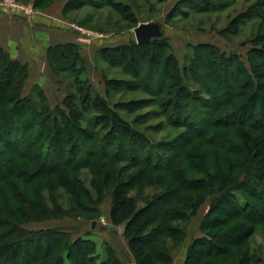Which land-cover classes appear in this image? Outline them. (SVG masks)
Instances as JSON below:
<instances>
[{
  "label": "trees",
  "instance_id": "trees-1",
  "mask_svg": "<svg viewBox=\"0 0 264 264\" xmlns=\"http://www.w3.org/2000/svg\"><path fill=\"white\" fill-rule=\"evenodd\" d=\"M98 1L101 2V0ZM107 2L122 22L137 26L138 19L131 4L120 0H107ZM187 2L193 3L194 0H187ZM263 7L264 0H261L257 2L255 9ZM243 13L240 15L241 20L244 18ZM253 42L248 55L254 53L259 55L264 66V32L256 35ZM191 47L193 57L188 60L191 68L194 69L197 66L214 68L222 64L224 67L227 65L226 75L221 74V76L215 73L217 77H210V80L214 83L223 82L232 85L233 99L229 102V106L230 111L236 116L234 122L247 126V129L240 125L236 127L242 145L241 150L249 163L258 159L259 164L248 171L250 173L245 178L238 177L233 180L225 175V172L211 174L218 185L224 187L225 193L229 195V203L236 212L250 214L258 208L254 207L250 201H246L245 208H240L233 200V192L241 190L245 195H255L257 200L264 204V67L261 68L259 64L253 63L252 58V64L248 68L237 51L227 52L213 43L194 44ZM78 48V45L74 43L56 44L48 48L47 55L51 70L57 74L63 68L69 69L73 75L74 93L77 96L73 98L74 101L69 99L72 95L67 96L64 100L66 108L57 105L54 109H51L41 97L44 96V92L38 85H34L33 89L37 90L36 95L39 101L31 96L32 92L23 94L24 84L29 75V66L27 63L10 58L0 48V130L3 134L2 137L0 135V141L6 144L5 150L11 154L5 158L0 156V264L6 260L8 263L2 264H65V262L120 264L119 258L110 245H107V257L98 262V257L94 256V241L87 236L72 237V232L64 228L28 229L22 227L23 224L30 222L29 220H45L61 217L64 214L72 215L74 208L76 210L83 208L84 200L100 204L105 197L110 200L109 221L112 225L124 226V237L133 252L135 263L155 264L159 261V255L166 250L163 245L160 252L157 249L153 250L152 247H156L161 236L172 238L170 231L174 227L173 221L176 220L173 217L175 210L180 212L181 216L188 218L197 213L204 201L203 192L175 198L177 190H190L191 188L187 186L199 180L193 179L186 167L176 164L175 159L178 156L175 158V147L163 148L167 153L159 154L157 148L162 147L161 145L152 144L148 139L140 138L141 135L135 130L133 124L117 116L108 101L94 90L89 79L80 77L84 71L85 60ZM201 50L204 51L202 56ZM129 52L133 55L128 57L131 63L128 67L131 68L130 71H126V74L131 76L133 82H138V88L147 90L152 81L156 79L157 83L152 87L155 88L154 95L171 94L172 92L174 94L175 84L181 81L180 90L191 94L183 83L182 71L167 37L163 35L141 44L132 39L126 44L104 46L98 50V54L108 64L117 62V58L119 61L120 58L117 56ZM135 55L142 61L145 57H158L161 63L159 66L162 67L161 74L152 75L150 69L142 68L141 62L134 58ZM248 55L247 60L251 62ZM61 60L65 64L63 67L57 64ZM231 67L234 71L230 69ZM142 69L145 70L143 73ZM104 79L108 90L113 84L119 82L113 78L105 77ZM206 92L209 95L205 101L206 108L210 110L211 105L217 106L213 102L216 98L211 97L210 89ZM87 107H90L92 112L94 111L93 117L91 115V119L87 121L89 130L88 127L81 126ZM207 109L202 111L205 118L204 120L201 117L203 118L201 121L205 122L202 127L189 123L188 129L193 133L191 136L202 138L203 144L209 148L213 145H229L224 135L209 130L216 128L220 122H217V118L215 119V111L212 113ZM172 118L175 119V115ZM21 120L27 123L26 127H21ZM9 122L13 124L4 128L3 126H7ZM173 122L174 120L172 124L175 125ZM75 130L81 136L89 138V141L86 140L88 141L87 147L81 145L82 143L80 144L79 139L75 137ZM250 130L256 133L251 135ZM64 132L70 134L72 138L62 142L65 136L61 133L64 134ZM110 134L120 135L128 138L129 141L127 144L118 142L119 144L112 149V152L108 149L103 152L96 151L99 145L102 148H109L112 143ZM218 140L222 144L217 145ZM76 150L83 152L81 158L76 157L77 153L74 152ZM153 156L157 158L153 159ZM19 159H22L23 163ZM119 162L123 164L118 166ZM84 164L86 167L95 168L99 176H104V183H100L95 176L90 181L95 194L94 199L77 174L79 166ZM28 166H33L31 171L27 169ZM45 166H48V169ZM186 166L191 169L189 163ZM44 169L47 171L43 173ZM127 169L136 170L127 173ZM202 169L203 167L197 169V172L202 173L200 171ZM107 180L112 183L108 192L104 187ZM136 183L143 186L144 184L145 186L158 185L162 192L156 193L153 198L130 194V188ZM60 187L63 191H59ZM205 189L203 187L199 190ZM65 194L69 195L66 198V205L60 204L57 197L65 196ZM213 199L217 201L220 197L216 195ZM175 201L181 207L180 211L175 209ZM181 216L178 217L179 220ZM208 219L204 226L208 228L217 226L220 220L215 217ZM152 225V229L146 231ZM252 233L253 225L250 224L237 232L234 239L244 242ZM33 236L40 237V244L43 245L34 246L35 254L28 248L31 243L30 238ZM177 240L182 239L177 238ZM196 244L201 245L206 252H215L216 255H223L227 252L224 244L216 243L207 236L195 239L193 245ZM192 247L190 245V248ZM166 256L170 261V255Z\"/></svg>",
  "mask_w": 264,
  "mask_h": 264
},
{
  "label": "rangeland",
  "instance_id": "rangeland-1",
  "mask_svg": "<svg viewBox=\"0 0 264 264\" xmlns=\"http://www.w3.org/2000/svg\"><path fill=\"white\" fill-rule=\"evenodd\" d=\"M21 1L31 4L24 0ZM120 1L132 5L138 23L143 21H156L159 23L160 30L168 38L172 46V52L183 74V83L190 90L191 94L180 90L181 81L175 84L174 94L172 92L171 94L154 95L155 88L152 87L157 83L156 79L152 81L147 90L138 88V82H133L131 76L126 74V71H130L131 68L128 67V64H131L128 61V57L133 55L131 52L123 53L122 56L120 55L122 58L117 56L120 58L119 61L117 58V62L108 64L102 56L92 53L93 48L91 49L90 62L87 58H84L85 67L80 77H87L89 79L94 90L98 91L108 101L110 106L116 111L117 116L121 120L133 124L135 130L140 133V138L143 137L144 140L148 139L152 144L161 145L162 147L158 146L157 148L159 154L165 155L167 153L163 148L170 149L171 147H175V158L178 156L175 159L176 164L180 167H186L191 177L199 180L198 182H193V185L187 184V187H190V190L193 191L177 190L175 198L180 196L186 197L187 194L196 195L199 192L205 194L204 201L194 216L185 218L180 215V212L175 210L173 217L176 220L173 221L172 225L174 227L170 231L172 238L161 236L160 242L156 244L157 248L152 247L153 250L157 249L159 251L160 249L162 250L163 245L166 250V252L163 251V254L159 255V261L155 264H264L263 202L257 200V196L255 195L248 196L242 193L241 190L235 191L233 192V200L237 202L236 204L240 208H245L246 201L252 202V205L258 208L251 211L250 214L236 212L235 208L229 203V195L225 193L224 187L219 186L212 175L215 172H225V175H228L233 180L238 177L245 178L250 173L248 171L254 167L256 168L259 164L258 159L249 163L248 158L241 150L242 145L240 137L236 132V127L240 125L247 129V126L234 122L236 116L230 111L229 106V102L233 99L232 85L224 84L223 82L214 83L210 80V77L215 78L217 74L226 75V71L228 70L226 69L227 65L224 67L222 64V66L214 68H201L197 66L193 69L188 63V60L193 57L191 45L209 42L227 52L237 51L241 55V60L248 68L252 64V58L253 63H257L263 68L264 66L259 59V55L255 53L250 54V56L248 55V52L253 47L255 36L264 32V7L255 9L257 2L261 0H194L193 3L187 2V0ZM31 6L34 8V4H31ZM16 10L20 11L23 15L21 10ZM13 11H10V13ZM66 11L68 18L71 20L69 24L79 25L87 31L92 32L93 38L100 35L101 38L99 39H106L107 41H111V43L127 42V39L130 38L131 40L135 38L133 29L136 26L122 22L119 16L110 8L107 0H101V2L98 0H70ZM242 12H244V18L241 20L240 15H242ZM82 43L86 44L87 42ZM200 54L202 56L204 51L201 50ZM247 55L251 58V62H248ZM134 58L141 62L142 68L150 69L152 75L159 76L161 74L162 67L159 66L161 63L158 57H145L143 61L137 55ZM57 64L62 65V67L65 65L62 60L58 61ZM184 66L185 68L183 69ZM230 69L234 71L232 67ZM144 71L142 69V73ZM212 74L215 75L211 76ZM72 76L69 69L63 68L57 74L53 72V76L43 79L42 84L38 85L44 92V96L41 97L51 109H54L57 105L66 108L64 100L69 95H72L69 98L71 100L77 98L74 93ZM105 77L117 79L119 82L113 84L112 88L108 90L106 88ZM124 81L125 83H123ZM129 81L132 82L128 83ZM34 85L29 83L24 84L23 94L32 92L31 96L39 101V97L36 95L37 90L33 89ZM141 87L144 86L142 85ZM208 89H210L211 97L216 98L213 102L217 105L212 106L210 104V110L206 108L205 103L209 97L206 92ZM203 109H207L212 113L215 111V119L217 118V122L219 121L220 123H218L216 128H210L209 130L213 133L220 132V134L224 135L230 147L227 144L224 146L218 145L221 143L218 140V146L213 145L209 148V146L203 144L204 140L202 138L191 136L193 133L188 129L189 123H195L194 126L196 127H202L205 123L201 121L204 118L202 111L205 110ZM91 115L93 117L94 111L92 112V109L87 107L83 114L81 126L88 127V130L90 128L87 126V121L91 119ZM173 115H175V119L172 118ZM173 120L175 125L172 124ZM213 123L216 124L215 122ZM12 124L9 122L7 126L4 125L3 127H9ZM20 124L23 128L26 127L27 123H23L21 120ZM184 124L188 125L185 126ZM255 133V131L250 130L251 135ZM61 134L65 136L62 142L72 138L70 134L68 135L65 132ZM0 135L1 137L3 135L1 130ZM75 137L79 139L80 144L82 143L81 145L87 147L89 138L81 136L77 130H75ZM110 138L112 143L109 148H102L97 143L99 147H97L96 151L103 152V150L107 151L108 149L112 152V149L117 144H127L129 141L128 138L115 134H110ZM5 145V143L0 141V156L2 158L11 155L5 150ZM131 148L133 149L132 146ZM134 149H136V146H134ZM74 152L77 153L76 157L79 156L81 158L83 155L81 150ZM152 158L156 159L157 157L153 156ZM19 161L23 163L22 159H19ZM119 163L118 166L123 164L122 162ZM187 163L190 164L191 169L186 166ZM91 166L93 167V164ZM202 167L204 169L200 170L202 173L197 172V169H201ZM32 168L33 166H28L27 169L31 171ZM45 168L48 169V166H45ZM135 170L127 169L126 171L129 173ZM46 171L44 169L43 173ZM98 173L95 168L86 167L85 164L79 166V169H77L79 178L89 190L93 199L95 198V194L90 185L91 179H94L93 176L100 183H104V176H99ZM111 185L112 183L109 181L105 182L104 187L107 192L111 189ZM199 187L206 189L200 191ZM59 191H63V188L60 187ZM160 192H162V189L158 185L145 186L144 184L143 186L140 183H136L129 190L130 194L148 198H153L156 193ZM216 195L220 197L217 201L213 199ZM68 196V194H65V196L61 195L57 197L58 202L66 205V198ZM109 201L108 197H105L100 204L84 200L83 208H79L78 210L74 208L71 212L72 215L64 214L61 217L45 220H29L30 222L23 224L22 227L28 229L45 227L64 228L72 232V237H76L77 235L87 236L94 241V256L98 257V262L107 257V245H110L115 253L122 255L125 253L123 247L127 248L128 252H126L130 253L134 259L133 252L124 237V226H115L109 221ZM175 209L181 210L176 201ZM180 216L181 219L179 220L178 217ZM209 217L220 219L218 220V225L209 228L207 226L204 227L205 221ZM92 221H96V226L93 229L90 226ZM250 224L253 225V233L244 242L236 241L234 239L236 233ZM153 225L148 227L146 231H150ZM100 227L105 228L101 229ZM202 236H207L208 239L216 243L224 244L227 247V252L223 255H216L215 252H206L201 245H193L194 240ZM177 238L182 240H177ZM39 240L40 237L37 236L30 238L31 243L28 248L33 254H35L34 246L40 244ZM190 245L193 247L190 248ZM167 254L171 257L170 261L166 256ZM122 259L125 264H128L129 261H127L125 255ZM4 262L8 263L6 260L1 262V264ZM65 264L74 263L65 262Z\"/></svg>",
  "mask_w": 264,
  "mask_h": 264
},
{
  "label": "crops",
  "instance_id": "crops-1",
  "mask_svg": "<svg viewBox=\"0 0 264 264\" xmlns=\"http://www.w3.org/2000/svg\"><path fill=\"white\" fill-rule=\"evenodd\" d=\"M24 1L34 4L33 12L28 17L22 15L18 10L10 13L0 9V48L10 58L28 64L29 75L25 84L40 85L43 79L53 76L47 55L48 48L52 45L77 44L80 55L90 62L91 54H98L101 47L126 44L130 41L129 38L127 42L111 43L109 40L99 39L101 37L98 35L99 37H94L84 44L78 41L77 34L69 28L71 20L68 18L66 10L70 0ZM91 49H93L92 53ZM100 228L104 229L105 227ZM123 250L127 261H129L128 264H136L130 253H127V248L123 247ZM116 255L120 264H125L122 259L124 255L120 253H116Z\"/></svg>",
  "mask_w": 264,
  "mask_h": 264
},
{
  "label": "built area",
  "instance_id": "built-area-1",
  "mask_svg": "<svg viewBox=\"0 0 264 264\" xmlns=\"http://www.w3.org/2000/svg\"><path fill=\"white\" fill-rule=\"evenodd\" d=\"M0 9L6 12L19 9L25 17H28L33 12L31 4L24 3L21 0H0ZM69 28L77 34V38L81 42H88L93 38L92 32L87 31L79 25L69 24Z\"/></svg>",
  "mask_w": 264,
  "mask_h": 264
},
{
  "label": "water",
  "instance_id": "water-1",
  "mask_svg": "<svg viewBox=\"0 0 264 264\" xmlns=\"http://www.w3.org/2000/svg\"><path fill=\"white\" fill-rule=\"evenodd\" d=\"M135 41L139 44L147 42L152 38H158L162 35L157 22H141L133 29ZM96 221L91 222V228H95Z\"/></svg>",
  "mask_w": 264,
  "mask_h": 264
}]
</instances>
